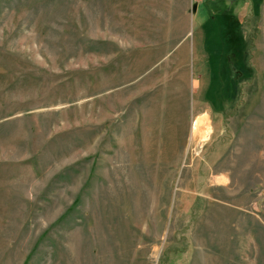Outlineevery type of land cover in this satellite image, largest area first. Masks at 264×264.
<instances>
[{
    "label": "rangeland",
    "instance_id": "obj_1",
    "mask_svg": "<svg viewBox=\"0 0 264 264\" xmlns=\"http://www.w3.org/2000/svg\"><path fill=\"white\" fill-rule=\"evenodd\" d=\"M228 1L0 0V264H264V0Z\"/></svg>",
    "mask_w": 264,
    "mask_h": 264
},
{
    "label": "crops",
    "instance_id": "obj_2",
    "mask_svg": "<svg viewBox=\"0 0 264 264\" xmlns=\"http://www.w3.org/2000/svg\"><path fill=\"white\" fill-rule=\"evenodd\" d=\"M235 1H237V0H229L228 1V5H229V2L230 3H232V4H234V2ZM230 6V5H229ZM206 7H207V5H206ZM228 9V12L230 13V14H232V18L231 19H226L227 20V22L229 21H231V20H233L234 18H235V20L237 21V25L238 26H240L241 27V25H240V21L238 20V18L235 16V14H234V11H233V8L230 6V9L229 8H227ZM213 12V9L212 8H209V14H207V19L209 20H212V21H214L215 22V18L217 17V15H215V14H213L212 13ZM205 15H206V13H205Z\"/></svg>",
    "mask_w": 264,
    "mask_h": 264
},
{
    "label": "bare ground",
    "instance_id": "obj_3",
    "mask_svg": "<svg viewBox=\"0 0 264 264\" xmlns=\"http://www.w3.org/2000/svg\"><path fill=\"white\" fill-rule=\"evenodd\" d=\"M201 120V119H200ZM203 122H204V120L203 121H199V120H197L196 122H195V124L193 125V129H192V132H195V131H197V130H199L198 128H200L201 126H203L202 124H203ZM202 129V128H201ZM203 130H204V128H203ZM208 131V130H207ZM207 131H206V133H207ZM198 132V131H197ZM196 132V133H197ZM200 132H202L201 130H200ZM205 132V131H204ZM206 133H204V134H206ZM204 136V135H203Z\"/></svg>",
    "mask_w": 264,
    "mask_h": 264
},
{
    "label": "trees",
    "instance_id": "obj_4",
    "mask_svg": "<svg viewBox=\"0 0 264 264\" xmlns=\"http://www.w3.org/2000/svg\"><path fill=\"white\" fill-rule=\"evenodd\" d=\"M231 24H233L234 26H236L237 25V21L233 19V22Z\"/></svg>",
    "mask_w": 264,
    "mask_h": 264
},
{
    "label": "water",
    "instance_id": "obj_5",
    "mask_svg": "<svg viewBox=\"0 0 264 264\" xmlns=\"http://www.w3.org/2000/svg\"><path fill=\"white\" fill-rule=\"evenodd\" d=\"M195 8H196V5L193 6V9H194V10H195Z\"/></svg>",
    "mask_w": 264,
    "mask_h": 264
}]
</instances>
